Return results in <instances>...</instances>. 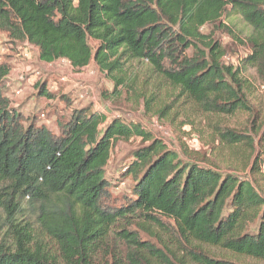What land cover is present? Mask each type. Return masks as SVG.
<instances>
[{"label": "trees", "instance_id": "obj_1", "mask_svg": "<svg viewBox=\"0 0 264 264\" xmlns=\"http://www.w3.org/2000/svg\"><path fill=\"white\" fill-rule=\"evenodd\" d=\"M226 14L251 28L250 52L235 68L203 32L211 25L230 33L220 21ZM0 31L36 47L47 63L65 59L80 69L95 61L114 91L130 61H147L207 115L251 110L243 68L264 85V0H0ZM10 69L0 62V264H184L186 256L237 264L201 244L264 261L263 124H253V135L214 125L215 139L237 147V173H223L198 157L181 160L138 123L89 107L73 109L56 134L23 124L2 94ZM39 93L54 97L43 85ZM133 137L140 145L118 166L131 184L112 197L110 150ZM25 195L35 219L26 217Z\"/></svg>", "mask_w": 264, "mask_h": 264}, {"label": "rangeland", "instance_id": "obj_2", "mask_svg": "<svg viewBox=\"0 0 264 264\" xmlns=\"http://www.w3.org/2000/svg\"><path fill=\"white\" fill-rule=\"evenodd\" d=\"M220 21L230 33L211 25L203 28V32H211L225 49L222 57L225 66L239 67L250 52L245 39L251 28L237 14H226ZM90 44L93 45V42L90 41ZM0 62H7L11 68L2 94L21 114L23 124L42 125L55 134L58 133L59 124L68 120L73 109L89 107L92 111L105 114L108 119L120 117L126 123L140 124L153 137L162 140L168 149L177 152L183 161L198 157L199 163L211 165L225 173L233 172L231 157L236 158L237 155L233 157V154L237 147L227 146L215 139L214 125L228 126L252 135L257 131L253 124L264 126V85L252 68L246 71L242 69V76L252 84L249 96L251 110L213 116L189 103L168 80L155 73L147 61H130L124 85L114 91L113 82L95 61L80 69L72 67L65 59L47 63L39 59L36 47L0 31ZM38 85H43L54 97L41 95ZM62 95L67 100H62ZM145 99H150L148 104H145ZM140 142L137 137L120 140L110 150L107 175L117 178V183L110 188L112 197L128 191L131 179L129 176L123 177L124 172L118 166ZM238 174L245 176V172ZM260 188L264 195V181ZM30 201L28 195L21 198L26 217L35 219ZM164 239L167 241L166 236ZM201 248L214 258L237 264H264V261L237 255L219 246L201 244ZM181 255L179 253L177 256ZM183 263L197 264L189 256L183 258Z\"/></svg>", "mask_w": 264, "mask_h": 264}]
</instances>
